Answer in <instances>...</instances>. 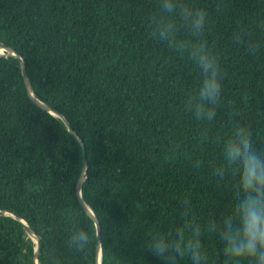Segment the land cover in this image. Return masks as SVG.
I'll use <instances>...</instances> for the list:
<instances>
[{
    "label": "trees",
    "instance_id": "16d2710c",
    "mask_svg": "<svg viewBox=\"0 0 264 264\" xmlns=\"http://www.w3.org/2000/svg\"><path fill=\"white\" fill-rule=\"evenodd\" d=\"M182 3L206 10L204 38L223 73L211 122L184 107L199 87L198 67L150 35L156 0H0V43L23 59L35 96L82 142L31 101L18 59L0 56V209L40 237L37 264H95L96 227L75 191L84 157L81 198L99 223L100 264H164L147 236L175 234L193 218L207 264H224L208 225L233 215L236 178L214 170L224 167L222 143L237 125L264 152V0ZM240 29L246 39L236 43ZM78 228L89 232L87 253L69 244ZM34 246L18 220L0 215V264H33Z\"/></svg>",
    "mask_w": 264,
    "mask_h": 264
},
{
    "label": "clouds",
    "instance_id": "9594fccd",
    "mask_svg": "<svg viewBox=\"0 0 264 264\" xmlns=\"http://www.w3.org/2000/svg\"><path fill=\"white\" fill-rule=\"evenodd\" d=\"M158 12L150 19V35L160 44L173 49L180 57L194 63L201 76L194 96L185 101V110L196 120L211 122L221 98L223 73L218 56L205 40L207 12L193 8L182 0H156ZM177 18L190 39L179 37ZM258 26L264 29V21ZM233 39L241 43L246 39L243 29ZM249 49L255 44L249 40ZM224 167H216L215 174L223 179L227 172L236 178V197L233 215L217 225L210 223L208 231L216 233L223 244L224 264H264V152L256 150L248 129L237 125L222 143ZM191 215L188 199L182 203V216ZM204 229L195 218L185 223L175 234L156 233L147 236L149 250L164 264H178L184 257L190 264H207L202 243ZM69 244L79 253H87L90 235L85 228L74 230Z\"/></svg>",
    "mask_w": 264,
    "mask_h": 264
},
{
    "label": "water",
    "instance_id": "95a60500",
    "mask_svg": "<svg viewBox=\"0 0 264 264\" xmlns=\"http://www.w3.org/2000/svg\"><path fill=\"white\" fill-rule=\"evenodd\" d=\"M0 56H13L15 58L18 59L19 64H20V70H21V75L23 78V82L25 85V89L26 92L28 94V96L30 97L31 101L38 106L39 108L51 113L54 116H57L59 118H61L63 120V122L66 124V126L68 127V130L75 136V138L79 141V143L82 145L81 140L79 139V137L76 135V133L72 130V128L69 126L67 120L65 119V117L60 114L59 112H57L56 110L50 108L46 103L40 101L34 94V91L32 89V86L30 84L29 78L26 74L25 71V65H24V61L23 59L9 46L3 45L0 43ZM86 169H87V162H86V157H84L83 159V165H82V170L81 173L78 177V180L76 182V186H75V191H76V195H77V199L78 202L80 204V206L84 209V211L86 212V214L92 218V220L94 221L95 227H96V236H97V247H96V256H95V264H100V256H101V247H100V229H99V223L98 220L95 216V214L93 213V211L88 207V205L83 201V199L81 198V184L86 176ZM0 215H9L12 216L13 218H15L16 220H18L25 232L27 233V235L32 239V241L35 243L34 246V251H33V264H37V255L40 251V246H41V241H40V237L30 228V226H28L25 221L20 218V216H18L17 214L9 211V210H1L0 209Z\"/></svg>",
    "mask_w": 264,
    "mask_h": 264
}]
</instances>
